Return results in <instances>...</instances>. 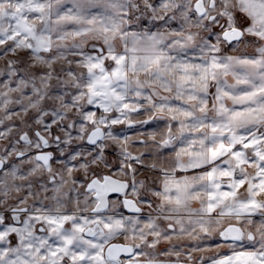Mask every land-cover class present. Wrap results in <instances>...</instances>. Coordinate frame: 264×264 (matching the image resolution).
<instances>
[{"label":"snow or ice","instance_id":"snow-or-ice-1","mask_svg":"<svg viewBox=\"0 0 264 264\" xmlns=\"http://www.w3.org/2000/svg\"><path fill=\"white\" fill-rule=\"evenodd\" d=\"M0 61V264H264V0H0Z\"/></svg>","mask_w":264,"mask_h":264},{"label":"rangeland","instance_id":"rangeland-1","mask_svg":"<svg viewBox=\"0 0 264 264\" xmlns=\"http://www.w3.org/2000/svg\"><path fill=\"white\" fill-rule=\"evenodd\" d=\"M240 23L241 24H244V23H246V21L243 19V17H240ZM241 52H246L247 54H249V55H251V54H253V50H252V48H248V49H243V48H241V50H238L236 53H231L230 52V54H234V55H239V54H241ZM2 61H0V65H2ZM140 118H143V117H140ZM151 127H154V125L153 126H151ZM123 128V126L121 125V126H116V129L117 130H120V129H122ZM144 131H147L148 130V128H145V129H143ZM74 135H75V133H73ZM127 134L128 135H131V136H134L135 135V133L133 132V131H131V130H129L128 132H127ZM75 146V145H74ZM114 147V146H113ZM134 154H138V152L140 151V150H142V146L140 145V144H138V143H134L133 144V146L131 147V149H130ZM108 158H109V160L111 161V164H110V168H108V169H103L101 172H100V174L101 175H111V176H114V177H118V178H120V179H122V180H125L126 182H128V183H131V176L129 175V176H123V175H121L120 173H119V171H118V165H116L115 164V158H116V154H115V151H110L109 152V156H108ZM151 161H150V158H148V157H145V163L146 164H148V163H150ZM138 167V173H137V175H136V179L137 180H144L146 177H151L152 179H156V177H157V173H153V172H150V171H145L143 168H139V166H137ZM80 176H81V178H82V173L80 174ZM150 182V181H149ZM65 190H67V189H65ZM81 191H83L82 189H81ZM129 192L131 191V189H129L128 190ZM51 194V193H50ZM70 195H75L74 193H70ZM117 197H113V198H110V200H115ZM129 198H133V197H131V196H129ZM81 199H83V197H81ZM153 199H155V198H153ZM69 208L71 209V204L69 203ZM145 211H148V209L147 208H145L144 209ZM123 211H125L126 212V210H123ZM127 214V213H126ZM119 238H123V237H119ZM184 243H188V241H184ZM167 247H168V244H166V243H161L159 246H158V251H160V252H163L164 250H166L167 249ZM214 247H213V251H209V252H206L205 253V255H212L213 253H214ZM221 251H224L223 249H221ZM193 254H195V253H193ZM200 254V253H199ZM199 256V255H198ZM159 259H161V260H164V259H175V257H164V256H159L158 257ZM181 259H183V257H181Z\"/></svg>","mask_w":264,"mask_h":264},{"label":"crops","instance_id":"crops-1","mask_svg":"<svg viewBox=\"0 0 264 264\" xmlns=\"http://www.w3.org/2000/svg\"><path fill=\"white\" fill-rule=\"evenodd\" d=\"M113 243H121V244H123L124 243V239L122 238H117V239H115L114 241H113ZM194 256H198V255H200L199 253H195V254H193ZM122 258H123V255H122Z\"/></svg>","mask_w":264,"mask_h":264},{"label":"water","instance_id":"water-1","mask_svg":"<svg viewBox=\"0 0 264 264\" xmlns=\"http://www.w3.org/2000/svg\"><path fill=\"white\" fill-rule=\"evenodd\" d=\"M111 176V175H110ZM112 177V179H114V180H119V181H121V182H126V181H124V180H121V179H118V178H116V177H113V176H111ZM114 194H116V195H119V194H117V193H109V197L111 196V195H114ZM121 244V243H120Z\"/></svg>","mask_w":264,"mask_h":264},{"label":"flooded vegetation","instance_id":"flooded-vegetation-1","mask_svg":"<svg viewBox=\"0 0 264 264\" xmlns=\"http://www.w3.org/2000/svg\"><path fill=\"white\" fill-rule=\"evenodd\" d=\"M114 177V176H113ZM116 178H118V177H116ZM118 179H120V178H118ZM122 180V179H121ZM125 181V180H124ZM118 195H116V194H114V195H111L110 197H109V200H110V198H113V197H117ZM121 199H122V197H121Z\"/></svg>","mask_w":264,"mask_h":264}]
</instances>
